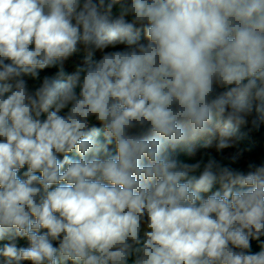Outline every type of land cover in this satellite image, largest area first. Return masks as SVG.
Wrapping results in <instances>:
<instances>
[{
  "label": "clouds",
  "instance_id": "clouds-1",
  "mask_svg": "<svg viewBox=\"0 0 264 264\" xmlns=\"http://www.w3.org/2000/svg\"><path fill=\"white\" fill-rule=\"evenodd\" d=\"M0 264H264V0H0Z\"/></svg>",
  "mask_w": 264,
  "mask_h": 264
}]
</instances>
